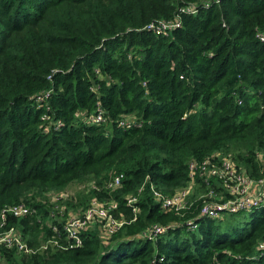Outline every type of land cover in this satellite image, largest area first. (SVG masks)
Segmentation results:
<instances>
[{
	"label": "trees",
	"instance_id": "16d2710c",
	"mask_svg": "<svg viewBox=\"0 0 264 264\" xmlns=\"http://www.w3.org/2000/svg\"><path fill=\"white\" fill-rule=\"evenodd\" d=\"M225 159L264 178V0H0V211L32 209L0 264H264V203L200 215L230 196L217 175L161 207ZM94 200L123 223L62 247Z\"/></svg>",
	"mask_w": 264,
	"mask_h": 264
},
{
	"label": "built area",
	"instance_id": "2783aa9c",
	"mask_svg": "<svg viewBox=\"0 0 264 264\" xmlns=\"http://www.w3.org/2000/svg\"><path fill=\"white\" fill-rule=\"evenodd\" d=\"M101 111L95 113L91 120L94 122L101 121ZM129 119L125 118L120 123H128ZM199 169L206 174L207 177L211 175H217L227 188L230 196L225 201L220 202H206L201 210L200 215L207 216H221L224 211L236 212L244 209H248L252 206H257L260 203H264V178L260 180H253L248 177L245 171L238 170L229 159L223 160V162L217 166L211 163L209 160L204 161L201 165H197L195 162H191L189 165V180L187 185L176 190L170 196H162L159 199V193L157 199L161 201V207L164 210H176L184 208L187 202V197L190 191L194 189L195 173ZM122 174L115 176L114 185L119 184ZM68 193L61 192L59 194L52 193L53 199L63 196ZM133 200L132 198L129 201ZM116 206V203L109 202L108 205H104L101 202L92 201L90 207H88L82 213L69 212L67 219L63 224L66 243L60 244L62 247H75L82 243L81 234L90 226L97 225L102 236L111 235L122 223L123 220L114 218L111 215L110 210ZM31 207L23 202L7 205L0 211V246L6 248L15 247L19 251L28 252V248L22 233L16 226L4 227L6 223V214H12L14 216H23L31 211ZM189 225L196 228V221L190 220ZM165 229L162 225H153L149 230L144 232L147 237H152L156 233H161ZM57 244L58 241H54ZM260 246L264 248V243H260Z\"/></svg>",
	"mask_w": 264,
	"mask_h": 264
},
{
	"label": "rangeland",
	"instance_id": "374dc122",
	"mask_svg": "<svg viewBox=\"0 0 264 264\" xmlns=\"http://www.w3.org/2000/svg\"><path fill=\"white\" fill-rule=\"evenodd\" d=\"M78 189H80V187L78 186V183H72V184L69 185V188H68L67 193L70 194V193H72V192H74V191H76ZM247 217H248V214L247 213H243L241 215V218H247Z\"/></svg>",
	"mask_w": 264,
	"mask_h": 264
}]
</instances>
